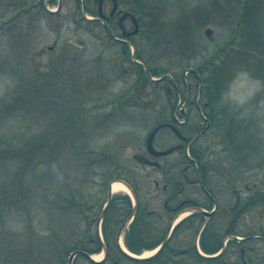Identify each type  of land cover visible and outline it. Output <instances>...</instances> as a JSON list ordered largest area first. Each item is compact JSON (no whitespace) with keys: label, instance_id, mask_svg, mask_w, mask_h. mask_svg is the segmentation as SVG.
Returning <instances> with one entry per match:
<instances>
[{"label":"rangeland","instance_id":"rangeland-1","mask_svg":"<svg viewBox=\"0 0 264 264\" xmlns=\"http://www.w3.org/2000/svg\"><path fill=\"white\" fill-rule=\"evenodd\" d=\"M116 2L119 11L104 21L125 38L122 29L135 25L129 16L121 28L119 16H134L130 52L160 73L153 75L158 80L144 79L145 67L127 44L96 18L98 0H0V264H67L82 244L97 253L87 241L96 238L110 184L122 180L135 187L145 211L134 222L145 251L165 237L174 215L166 198L170 206L185 200L212 208L200 179L217 204L202 232L206 243L216 237L223 244L232 233L246 238L201 260L194 241L205 217H194L178 221L163 250L146 262L120 254L113 241L110 258L264 264V0ZM112 7L105 0L103 14ZM199 107L210 128L189 144L205 125ZM163 121L179 125L188 141L162 126L154 147L190 146L202 171L183 148L164 156L147 151L148 134ZM112 196L100 236L104 224L113 240L132 197ZM72 264L92 263L77 255Z\"/></svg>","mask_w":264,"mask_h":264},{"label":"water","instance_id":"water-1","mask_svg":"<svg viewBox=\"0 0 264 264\" xmlns=\"http://www.w3.org/2000/svg\"><path fill=\"white\" fill-rule=\"evenodd\" d=\"M112 1H113V10H114V9L117 7V2H116L115 0H112ZM102 2H103V0H99V2H98L99 15H100L99 19H100L101 17H103V13H102V10H101V4H102ZM83 11L85 12V8H83ZM124 15H125V13L122 14L121 17H123ZM121 19H122V18H120V20H121ZM134 24H135V28H134V30H132V32H136L137 29H138V24H137V22L135 21V19H134ZM208 32H209V30H206V33H208ZM128 34H130V33H128ZM173 128H174V127H173ZM157 130H158V127H155V128H154L153 130H151V132L149 133V135H148V137H147V139H146V148H147V150H148L151 154H153V155H165V154L169 153V152L172 150V148H168V149H165V150H158V149H155V147L153 146V137H154V135H155V133H156ZM175 130H176V129H175ZM202 131H203V129H201L199 132H202ZM178 135L181 136L180 133H178ZM197 135H198V134H197ZM194 138H195V137H194ZM194 138H193V139H194ZM121 182H122V183L128 188V190L130 191V193H131V195L133 196V199H134V204H133L132 212H131L129 218L126 219V220H128V224H129V223L131 222V220L133 219V217H134V215H135V212H136V197H135V194H134L133 189L129 186V184H127V183L124 182V181H121ZM111 193H112V189H111V184H110V187H109V196H108V199H107V201H106V203H105V205H104L103 209L101 210V213H100V215H99V217H98V223L100 222V220H101V218H102V216H103V213L105 212V210H106V208H107V206H108V203H109L110 198H111ZM184 212H188V213H198V214H202V215L205 216V220H204V222L202 223V225H201V227H200V229H199V231H198V234H197V235L199 236V234H200L202 228L204 227V225H205L206 221L208 220V218H209V216H210V214H211L212 211H207V210L203 209V208L200 207V206H191V207H188L187 209L181 211L180 213H178V214L172 219V221L170 222V224H169V226H168V228H167V230H166V234H165L164 239H163V240L158 244V246L155 248V251L153 252V254H151V255H149V256H145V257H142V256H136L135 254H132V253L128 252L127 250H125V248H123V246H121V244H120V236H121V233L123 232V230H124V228H125V226H126V220L122 223L121 227L119 228V230H118V232H117V234H116V244H117L118 248H119L124 254H126L127 256H129L130 258H133V259L147 260V259H149V258L154 257V256L157 255V254L161 251V249L164 247V245L166 244V242H167V240H168V238H169L170 231L172 230L173 225L175 224V222L177 221V219L179 218V216H180L182 213H184ZM97 229H98V231H99V227H98ZM232 237H235V236H233V235L230 234V235L227 236L226 239H230V238H232ZM197 238H198V237H197ZM195 243H196V245H197V239H195ZM224 246H225V242H224L222 248L219 250V252H217L216 254H213V255H206V254H203V253H201V252H200V253H201L202 255H204V256L213 257V256L218 255V254L224 249ZM78 254L84 255V256L87 257L89 260H91V261H93V262H95V263H98V261L95 260V259H94V258H93V257L87 252V251H85V250H81V249H77V250H74L73 252L70 253V255H69V259H68V263H67V264H72L73 258H74L76 255H78Z\"/></svg>","mask_w":264,"mask_h":264},{"label":"flooded vegetation","instance_id":"flooded-vegetation-1","mask_svg":"<svg viewBox=\"0 0 264 264\" xmlns=\"http://www.w3.org/2000/svg\"><path fill=\"white\" fill-rule=\"evenodd\" d=\"M117 11H119V10H117ZM117 11H116V10H115V11H110L109 16H106V20L110 21L111 17H114V16L117 14ZM120 16H121V15H120ZM120 16H119V17H120ZM126 17H129V16H128V15L124 16V17H123V20H124ZM130 18H131V17H130ZM118 24H119V20H118ZM122 34H123V33H122ZM124 35H125V38H127V37H126V32L124 33ZM196 104H197V103H196ZM210 122H211V120H210ZM163 123H169V122H168V121H165V122H163ZM165 126H169V125H165ZM178 126H179V125H178ZM181 141H184V140H181ZM178 145L183 146V143H180V144H178ZM179 148H180V147H179ZM175 150H176V149H175ZM147 163L150 164V162H147ZM196 163H197V165H198V168H200V170L202 171V169H204V167H205V164H202V163L199 161L198 156H197V161H196ZM188 165H189V164H188ZM158 166H159V165H158ZM175 182H176L177 186H179V187L177 188V191L179 192V190H181V188L183 187L182 181L178 179V180H176ZM168 187H169V184H167V183H165V184L163 185V189H167ZM113 201H114V199H113ZM169 202H170V199H169V198H166V199H165V207L168 208L170 211L174 212V214H176L177 212H179V211L183 208V206H184V204H185V200H182L180 203L176 204L175 206H170V205H169ZM190 204H192V205H196L197 203H196V202H193V203H190ZM111 205H112V199H111V201H110L109 207H111ZM102 231H103L104 245H105V247H106V254H105L103 260H102L100 263H93V262H92V264H104L107 260H109L110 262H112V264H119V261H118V259H117L116 256H113V258H110V257H111V254H110L111 252H110V249H109V246H110L109 244L113 241V242H114V245H115V239L112 240V237H111V233H112V232H111V229H110L109 232H107V229H106V227H105L104 224H103V225H102ZM87 243H91V244L95 245V248H96L97 250H99V249L102 247L100 240L97 239V238H95V237H91V238L87 241ZM85 245H86V244H82L83 247H85ZM87 251H88V249H87Z\"/></svg>","mask_w":264,"mask_h":264},{"label":"trees","instance_id":"trees-1","mask_svg":"<svg viewBox=\"0 0 264 264\" xmlns=\"http://www.w3.org/2000/svg\"><path fill=\"white\" fill-rule=\"evenodd\" d=\"M152 74H159L158 72H154L152 71ZM144 79H147V76L144 75ZM184 152V151H183ZM191 154L193 157L197 158V153L191 149ZM184 157L188 159L187 155L184 153ZM144 209L143 208H140L138 210V213H137V216L136 218L134 219V221L132 222L130 228L128 229V231L126 232L125 234V244L126 246L132 250V251H135V252H139L143 249V246L139 245L138 241H139V238H140V233L139 231H137V229H135L134 227V222L136 221L137 218L141 219L142 218V215H144ZM194 217H200L199 215L197 214H193L189 217L186 218V220H191L192 218ZM138 219V220H139ZM236 240V239H235ZM229 241H233V240H229ZM159 241H156L155 243H152V244H149L148 246H146V248H152L154 247ZM200 247L201 249L206 252V253H213V252H216L220 247H221V244L219 243V239H217L216 237L213 238V240L210 242V244H207L206 243V234H202L201 238H200ZM196 252V250H195ZM196 255L201 259V260H208L209 258H206L204 256H201L199 255L197 252H196Z\"/></svg>","mask_w":264,"mask_h":264},{"label":"bare ground","instance_id":"bare-ground-1","mask_svg":"<svg viewBox=\"0 0 264 264\" xmlns=\"http://www.w3.org/2000/svg\"><path fill=\"white\" fill-rule=\"evenodd\" d=\"M111 187H112V191L113 192H117V191H125V192H129L127 187L120 181H114L112 184H111ZM121 243V242H120ZM121 245L123 246V244L121 243ZM151 250H147L145 251L142 256H148L149 254H151ZM102 257V253L99 252V253H94L93 254V258L96 259V260H99L100 258Z\"/></svg>","mask_w":264,"mask_h":264}]
</instances>
